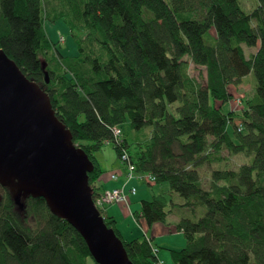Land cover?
I'll list each match as a JSON object with an SVG mask.
<instances>
[{
    "label": "trees",
    "instance_id": "trees-1",
    "mask_svg": "<svg viewBox=\"0 0 264 264\" xmlns=\"http://www.w3.org/2000/svg\"><path fill=\"white\" fill-rule=\"evenodd\" d=\"M245 1L0 0V50L48 95L89 156L94 201L111 189L97 155L106 144L121 171L109 182L131 193L118 205L132 208L138 185H169L141 198L133 216L150 227L177 214L186 244L169 250L174 264H264V0L251 10ZM47 20L68 25L75 56L50 40ZM250 74L253 96L231 109L230 88ZM234 156L244 157L237 168ZM109 206L105 223L130 261L158 264L159 247L146 234L125 239ZM0 264L98 263L44 197H27L21 209L0 184Z\"/></svg>",
    "mask_w": 264,
    "mask_h": 264
},
{
    "label": "water",
    "instance_id": "water-1",
    "mask_svg": "<svg viewBox=\"0 0 264 264\" xmlns=\"http://www.w3.org/2000/svg\"><path fill=\"white\" fill-rule=\"evenodd\" d=\"M92 170L48 95L0 50V184L15 200L44 197L53 213L78 230L96 263L133 264L95 204Z\"/></svg>",
    "mask_w": 264,
    "mask_h": 264
},
{
    "label": "rangeland",
    "instance_id": "rangeland-1",
    "mask_svg": "<svg viewBox=\"0 0 264 264\" xmlns=\"http://www.w3.org/2000/svg\"><path fill=\"white\" fill-rule=\"evenodd\" d=\"M244 5H245V9L251 10L252 8H254L256 6V1L255 0H246ZM44 27H45V30H46L50 40H52L54 43L58 44V46L61 47L63 54H65L67 56H75L77 54L78 46H77L76 40L72 36V34L70 33V29L64 21H62V20L48 21L47 20L44 23ZM254 51H256V48L246 49L247 53H251ZM198 73H199V69L196 68L195 66L191 65V68H190L191 76L196 77V76H198ZM245 82H247V83L241 85L240 88H235L233 86L230 88V91L235 96L234 100H232L229 103V107L233 110L238 111L239 109H242L241 104H239V99L241 97L242 98L243 97L244 98L252 97L254 94V84H255L254 75L253 74L248 75L245 79ZM225 109L228 110V108H225ZM122 130H123V134H126L128 136L129 141H131L132 136H129L131 133L129 130H131V129L129 128L128 124L123 125ZM97 155H98V158L100 159V161L102 162L103 167L106 170L105 174L102 176V179H105L106 175L107 176L109 175V178H111L112 175L115 174V171H111L112 170V162L114 160L116 161V154H115L113 145L112 144H106ZM243 160H244L243 156H234L229 160L230 161L229 165H230V167L237 168L243 162ZM202 176H203L204 186L208 187L209 186L208 176L204 175L203 173H202ZM113 183H115V182H109L108 188H110L111 186H114L115 184H113ZM116 188L120 189L121 187L114 186L111 189H116ZM167 190H169V185L167 183L160 185V186H155V187H153V189L149 188L148 186L138 185V194L135 196V200L138 202H136L132 205V209L134 211L140 209L139 207L141 206L140 205V203H141L140 199L141 198H142L141 200H143V199L146 200V199L151 198L153 193H161V192L164 193V192H168ZM124 192L127 196L131 194L129 192L128 188L125 189ZM24 200L25 199L21 195L16 200L18 203V206H20L21 209H22V207H24ZM176 200L179 203L182 199L179 196H177ZM113 206H115V207L121 206L122 207V205H113ZM99 209H100V212L102 214L101 210L104 211V208L99 207ZM123 210L129 211L128 208H123ZM110 213H111V211H110ZM135 218L137 220L138 217L135 215ZM124 220H125L124 226H120V225L118 226V228L122 234H123L122 231L129 229L128 227L135 230L136 232H139L138 235H140L142 233L141 228L139 226L134 225V224L139 225V223H136L133 221H128L127 218H125ZM169 237H175L174 238V240L176 242V243H174L175 245L174 244L169 245V244L161 241V245L159 244L161 246L160 247L161 248L160 254H162L164 256V258L167 259L166 262L168 264H173L170 260L171 255H170L169 250L184 247L186 244V241L183 238L184 239V245L182 247H179V246H177L178 245L177 241H182V239L179 238V240H178L176 234H174L173 236H169ZM160 264H163V263H160Z\"/></svg>",
    "mask_w": 264,
    "mask_h": 264
},
{
    "label": "crops",
    "instance_id": "crops-1",
    "mask_svg": "<svg viewBox=\"0 0 264 264\" xmlns=\"http://www.w3.org/2000/svg\"><path fill=\"white\" fill-rule=\"evenodd\" d=\"M111 171H115V174L117 173L118 175L121 174V171L118 168V163L114 160L112 162V170ZM110 171V172H111ZM101 181L103 182V185H105L104 187L108 188L109 186V175L105 177V179H101ZM114 186H118V187H122L121 185H119L118 180L115 181ZM111 186L110 188L114 187ZM133 203H136L138 201H136L135 199L132 201ZM140 208V207H139ZM129 211H124L123 208L121 207H115V206H109L107 207V211L110 215L115 216V218L118 221V226H124L125 223V218H127L128 221H133L136 223H139V225L134 224L135 226H139L141 228L142 233L141 234H146L150 239L153 240V242L160 248L161 246V241L165 242L169 245H172L175 242L174 238L175 237H169V236H173L174 234H176L178 240L179 238L182 239V241H177L179 247H182L184 245V239H183V235L181 232H179L177 230L176 224L179 220L177 214L176 215H171L170 217H168L167 223H156L153 224L152 226L148 227L146 222L144 221V219H139L133 216V212L134 210L130 207V209H128ZM111 211V213H110ZM128 230L122 231L123 232V237L127 240H131L133 238L139 237L140 235L139 232H136L135 230L131 229L130 227H128ZM160 244V245H159ZM175 245V244H174ZM174 248V247H173ZM183 248V247H182ZM161 249V248H160ZM159 249V253H158V257L159 260H161V262L163 264H168L166 261L167 259L164 258V256L161 253V250ZM176 249H181V248H176ZM170 252V251H169ZM171 262L173 263L172 259H170ZM160 264V263H159ZM174 264V263H173Z\"/></svg>",
    "mask_w": 264,
    "mask_h": 264
},
{
    "label": "built area",
    "instance_id": "built-area-1",
    "mask_svg": "<svg viewBox=\"0 0 264 264\" xmlns=\"http://www.w3.org/2000/svg\"><path fill=\"white\" fill-rule=\"evenodd\" d=\"M123 159L127 160L128 156L125 154L123 156ZM133 168L134 166L131 165L130 169L133 170ZM132 176L133 174H130L129 179H131ZM112 178L115 179L116 175L113 174ZM95 199H96L95 204L97 205V207H102V208L108 205H118L121 203H125L128 200L127 195L124 192V187H121L120 189L116 188V189L107 190L105 193L98 195V197H96ZM153 251H154V254L157 255L158 249L154 248ZM160 263L162 262L160 261Z\"/></svg>",
    "mask_w": 264,
    "mask_h": 264
},
{
    "label": "clouds",
    "instance_id": "clouds-1",
    "mask_svg": "<svg viewBox=\"0 0 264 264\" xmlns=\"http://www.w3.org/2000/svg\"><path fill=\"white\" fill-rule=\"evenodd\" d=\"M160 263V261L158 262V264Z\"/></svg>",
    "mask_w": 264,
    "mask_h": 264
},
{
    "label": "bare ground",
    "instance_id": "bare-ground-1",
    "mask_svg": "<svg viewBox=\"0 0 264 264\" xmlns=\"http://www.w3.org/2000/svg\"><path fill=\"white\" fill-rule=\"evenodd\" d=\"M58 74V73H57Z\"/></svg>",
    "mask_w": 264,
    "mask_h": 264
}]
</instances>
